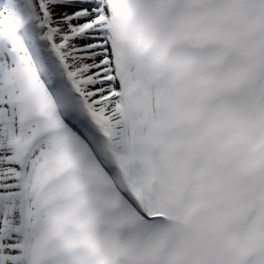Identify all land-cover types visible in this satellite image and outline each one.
<instances>
[{
  "label": "snow or ice",
  "instance_id": "6c2138e0",
  "mask_svg": "<svg viewBox=\"0 0 264 264\" xmlns=\"http://www.w3.org/2000/svg\"><path fill=\"white\" fill-rule=\"evenodd\" d=\"M0 264H264V0H0Z\"/></svg>",
  "mask_w": 264,
  "mask_h": 264
}]
</instances>
